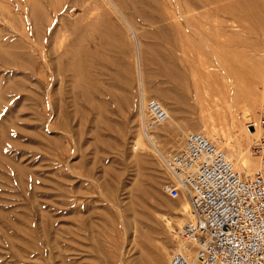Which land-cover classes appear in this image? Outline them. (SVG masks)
<instances>
[{
    "label": "rangeland",
    "instance_id": "rangeland-1",
    "mask_svg": "<svg viewBox=\"0 0 264 264\" xmlns=\"http://www.w3.org/2000/svg\"><path fill=\"white\" fill-rule=\"evenodd\" d=\"M107 1L0 0V264H171L180 231L171 233L165 220L177 226L176 208L186 199L165 193V162L218 111L221 69H241L238 89L256 100V124L263 113L264 26L237 35L212 6L187 29L173 16L177 0H131L138 11L125 10L109 26ZM92 45L100 66L94 56L83 61L96 73L100 116L85 110L89 84L75 55ZM70 64L75 71L66 70ZM142 96L170 116L151 135L156 150L141 127ZM252 134L264 138L259 128ZM259 143L249 153L259 165L255 174H264Z\"/></svg>",
    "mask_w": 264,
    "mask_h": 264
},
{
    "label": "built area",
    "instance_id": "built-area-1",
    "mask_svg": "<svg viewBox=\"0 0 264 264\" xmlns=\"http://www.w3.org/2000/svg\"><path fill=\"white\" fill-rule=\"evenodd\" d=\"M168 117L161 102L147 101L140 117L145 135L151 136ZM258 126L264 134V110ZM254 150L264 165V139ZM166 170L165 193L188 198L195 216L179 232L184 246L171 264H264L262 172L243 176L215 142L197 131L186 136Z\"/></svg>",
    "mask_w": 264,
    "mask_h": 264
},
{
    "label": "bare ground",
    "instance_id": "bare-ground-1",
    "mask_svg": "<svg viewBox=\"0 0 264 264\" xmlns=\"http://www.w3.org/2000/svg\"><path fill=\"white\" fill-rule=\"evenodd\" d=\"M132 1L131 0H114V1L108 0L107 2H109L110 6H112V11H110L111 9H108V11H107L108 17H106V16H105L106 18L103 17V15H105V14H103L102 17L106 20L108 18L109 19L111 18L114 21V19H113L114 16L115 17H116V15L124 16L123 12L125 10H133V8L135 6L134 4L138 0L137 1L135 0L136 2L134 4L132 3ZM167 1L170 2L171 0L170 1L167 0ZM168 4H170V3H168ZM172 4L173 3L171 2L170 5L172 6ZM110 6L108 5L109 8H110ZM118 6H120L121 9ZM212 6H214L213 7V14H215V15H217V14L227 15L229 17L230 21L233 23V27L235 29H240L239 32L237 33V35L244 34V35L252 36L253 34L256 33V31L260 27L264 26V0H177V5L175 8V12H174L175 15L173 13V16H175L176 18H180L181 23L185 28H187V29L193 28L194 29L197 26L198 18L200 16L197 12L202 8H208V7H212ZM84 7L85 6H82V8H84ZM136 8H138V7L135 6L134 9H136ZM88 16H90V14ZM142 17H144V16H142ZM125 18H126V16H125ZM96 19H98V18H96ZM104 19H103V21L102 20L100 21L101 24H102V22L103 23L105 22ZM111 19H110V21L107 20V23H109V26H111L110 25ZM89 20H91V19H89ZM98 21H94V22H98ZM100 22H98V28H100V26H99ZM113 24H115V23H113ZM91 25L88 26L89 29H90V27H92ZM96 25H97V23H96ZM101 26H103V24ZM88 27H87V29H88ZM113 27H115V26H113ZM93 28L94 27H92V29ZM85 32L87 33V31H85ZM90 32H91V30H90ZM80 33H81V31H80ZM83 33H81V34L84 35ZM96 34H97V32H96ZM91 35H94V34L91 33ZM89 37H90V35H89ZM94 37H96V42H98L99 40H97V38L99 37V35H98V37H97V35L96 36L94 35ZM94 37H90V39L92 38L93 40H95ZM77 39L78 38H76L75 40L77 41ZM103 40H105V39H103ZM81 42H83V40L79 42L80 45H81ZM76 45L77 44L73 45V47L75 48ZM84 46L82 45L81 47H84ZM91 47H93V45L88 47V50H85L87 48L85 46V49L83 48L84 50H82L80 53L78 52L79 55L78 54H75V55L80 56L78 58H81V60H82L81 64H80V66H81L80 68L83 69L84 71L82 70L83 73L81 75L83 76V74H84L85 77L84 76L83 77L86 79V82H88V84H89V86H88L86 84L85 80H82V82H85L86 86H88L87 88L82 90L83 93L81 92L82 97L85 100L87 107H88V108H85V110L89 109L88 112L90 111L91 113H95L96 115L100 116V88L98 86H95V84H94V83H96V78L94 77V75H96V73H94V75H92L91 73L94 71L93 65L92 64L91 65L86 64L87 63L86 60L89 58L87 56H92V57L94 56L95 57L92 50H89V48H91ZM94 47L96 48V46H94ZM95 48H93V49H95ZM76 49H77V47H76ZM76 49H74V50H76ZM74 50H72V51H74ZM79 50H81V49H78L77 51H79ZM67 53H68V51H67ZM67 53H66V55H67ZM71 56H69V57H71ZM72 57H74V56H72ZM105 57L107 58V56H105ZM74 58H75V62H76L77 57H74ZM92 59L93 58H91V60ZM95 59H96V61H94L93 64L96 65V67H97V65L100 66V59H101L100 55L96 56ZM72 60H73V58H72ZM83 60L86 61V63ZM107 60L105 59L104 62ZM73 63H74V60H73ZM110 63H111V61H110ZM77 64L78 63H76V65ZM62 65H63V63H62ZM66 65H65V67H66ZM76 65L73 66L72 64H70V65H68V67H66V70H68V71L70 70L69 72H71L73 69L76 68ZM77 66H78L77 69H79V65H77ZM81 69H79L80 71L79 70H77V71H79L81 73ZM59 70L62 71V69H59ZM168 70H166L167 74H168V76L170 74L169 79L174 84V86L176 87L175 89L180 88L182 81L179 79L178 76L173 74V72L168 73ZM73 71H75V70H73ZM220 71L221 72L218 74L219 76L215 77L216 82H217V80L220 81V85H219V87H217L218 89L216 90V93H217L216 95L219 97V98H217V101H216V106L218 107V111L216 113H212V114L210 113L208 120L201 121V122H203L202 128L198 132L203 133L205 136L210 138L213 142H215V144L220 149H224L226 151V152L225 151L224 152L226 153L228 160L234 165L235 169L239 173H241L245 177H248V176L254 177L256 175L255 174V166L258 165V162L252 158L251 153H249V152L251 150V147L254 146V144H257L259 142H260L259 144H261L263 142L260 135L254 137L252 134V131H254L256 128H259V126H258L259 121L256 124V122L254 120V118H255L254 107L256 104V100H250V99H249L250 101L247 99L244 100L242 91L238 89L240 81H242V79H243V76H241L242 73H240L241 69H239L237 66H234L231 64L228 67L227 66L224 67ZM169 72H170V70H169ZM167 74L164 73V76H166ZM77 78H79V80L81 81L80 77H77ZM80 87H82V86H80ZM84 87H82V88H84ZM144 105H145V99L143 97L142 98V106L140 109V112H141L140 117H141L142 108ZM101 107H103V106H101ZM88 112L87 113L84 112V113L87 115ZM216 117L220 118L219 121H217ZM169 119H170V116L168 117V120ZM250 127H253V128L255 127V128H254V130H251ZM239 137L242 141L245 142L244 143L245 145L247 144L246 149L242 146V143H241V140L239 139ZM146 138H147V141L150 144H152L154 147L153 138L151 136H149V137L147 136ZM138 144H143L141 136L139 137V139L137 141V145ZM155 150H156V148H155ZM158 155L162 158L159 151H158ZM168 161H166L165 164H167ZM116 176H118V175H116ZM143 188L141 187L139 189V193L141 194V195H139V196H141L140 201L142 200V201L146 202V200L148 198V194H147V190L145 191V188L144 189ZM183 197L186 200L181 204V206L176 208V212H178V215H179V217L176 219L177 226H174L173 221H175V220H172V219L165 220V224H166V227L168 228V230H170L171 233L177 234V235H178L177 230L181 231L187 224L195 222L193 207H192L189 199L186 198L185 196H183ZM143 204H145V203H143ZM131 208L133 209V206H131ZM131 208H129V210H131ZM178 226H179V229H177ZM148 234H147V232H145L143 235L141 234L142 240L144 241V244L146 247H148L150 245V243H149L150 242V234L149 235ZM180 242L181 243H180V246L178 248V251H180L184 246V242L181 240H180ZM158 250H160V249H158ZM161 252L164 253V249H163V251L161 250ZM162 253H161V255H162ZM165 254H167V252ZM163 256L166 257V255H162V257L158 258L159 259L158 262L161 263L163 261V258H164Z\"/></svg>",
    "mask_w": 264,
    "mask_h": 264
},
{
    "label": "water",
    "instance_id": "water-1",
    "mask_svg": "<svg viewBox=\"0 0 264 264\" xmlns=\"http://www.w3.org/2000/svg\"><path fill=\"white\" fill-rule=\"evenodd\" d=\"M250 129H251V130H254V128H253V127H250Z\"/></svg>",
    "mask_w": 264,
    "mask_h": 264
}]
</instances>
